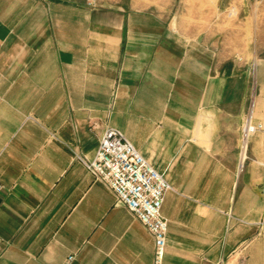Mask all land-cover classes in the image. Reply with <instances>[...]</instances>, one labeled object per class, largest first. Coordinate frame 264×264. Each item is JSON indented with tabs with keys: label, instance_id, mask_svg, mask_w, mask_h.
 Here are the masks:
<instances>
[{
	"label": "crops",
	"instance_id": "crops-1",
	"mask_svg": "<svg viewBox=\"0 0 264 264\" xmlns=\"http://www.w3.org/2000/svg\"><path fill=\"white\" fill-rule=\"evenodd\" d=\"M89 1L0 0V264H153L150 230L78 158L108 127L173 185L164 264H264V132L241 141L264 121V0L198 34Z\"/></svg>",
	"mask_w": 264,
	"mask_h": 264
},
{
	"label": "built area",
	"instance_id": "built-area-1",
	"mask_svg": "<svg viewBox=\"0 0 264 264\" xmlns=\"http://www.w3.org/2000/svg\"><path fill=\"white\" fill-rule=\"evenodd\" d=\"M95 5L96 0L89 1ZM257 130L264 132V121L253 123L247 117L242 127V154L249 137ZM78 158L95 178L107 184L119 203L125 205L150 230L154 239L153 264H164L167 248L168 219L162 212L165 195L173 185L140 152L135 144L116 127H108L92 160ZM264 223V219L262 221ZM73 255L68 256L70 262Z\"/></svg>",
	"mask_w": 264,
	"mask_h": 264
},
{
	"label": "rangeland",
	"instance_id": "rangeland-1",
	"mask_svg": "<svg viewBox=\"0 0 264 264\" xmlns=\"http://www.w3.org/2000/svg\"><path fill=\"white\" fill-rule=\"evenodd\" d=\"M120 2L151 9L161 18L173 22L177 32L198 34L202 27L210 28L213 19H230L237 15V0H97Z\"/></svg>",
	"mask_w": 264,
	"mask_h": 264
}]
</instances>
